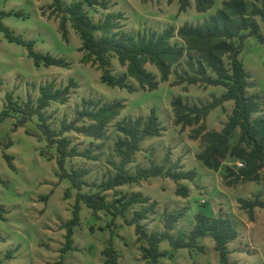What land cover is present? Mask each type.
Instances as JSON below:
<instances>
[{
    "label": "rangeland",
    "instance_id": "rangeland-1",
    "mask_svg": "<svg viewBox=\"0 0 264 264\" xmlns=\"http://www.w3.org/2000/svg\"><path fill=\"white\" fill-rule=\"evenodd\" d=\"M53 0H0L2 21L16 35L35 42L34 49L44 54L50 53L62 57L69 66L44 64L36 65L29 55L26 45L10 41L0 30V112L5 108L7 93H13L20 105L28 101L31 94L34 103L41 95V86L53 81L57 87L69 84L73 79L78 87L72 89L65 103L53 101L45 109L48 122L60 129L64 122H70L82 107L85 98L103 100V102L122 101L125 103L121 114L108 126V134L102 139L83 135L75 130L64 135L72 140L71 146L80 150L92 148L99 159H87L81 156L69 157L66 167L86 166L91 169L85 178L88 182L82 192H96L100 183L116 173L112 162H119L116 141L121 134L116 124L126 117L147 118L155 108L164 128L159 136H149L141 143V149L135 154L134 161L128 165L133 173L139 166L149 167L152 163H166L176 173L194 170L193 179L175 181L168 175L143 179L139 183L125 184L108 190L107 197L112 201L122 194L142 192L150 201L157 202V209L143 220L146 234L140 238L135 225L126 222L125 217L114 216L106 210L94 212L81 202L80 222L73 226V247L63 251L68 232V222L73 218L78 189L68 178L61 179L57 162L56 145L40 130L37 114L20 124V112H13L0 123V264H104V249L110 244L119 255V264H153L144 258V247L148 246V237L155 232H163L167 212H176L186 207L187 211L175 223L171 232L188 238L196 224L195 215L199 211L209 216L223 213L238 231L236 239L228 243L229 260L237 264H264V207L254 208V217L250 218L242 200L259 198L264 201V167L259 181H241L229 186L224 175L227 167H238L239 161L231 156L222 160L219 168L207 166L197 154L204 149L202 140L195 139L193 129L198 125L183 126L175 122L172 100L182 96L190 104H205L215 96H221L227 90L221 85L174 84L176 74L188 69V52L195 58L198 53L186 51L184 58L173 66L169 80L162 81L156 65L147 68L159 81L154 90L138 87V82L128 77V82L137 86L135 91L112 86L102 81V71L96 65L82 61L84 52L80 51L82 39L68 23V37L64 38L60 30V19L52 14L50 4ZM224 0H215L212 8L198 11L196 0H190L186 10H181L180 0H111L108 9L101 6L87 10L95 21L105 18L108 12H123L120 23L122 29L136 34L138 31H164L174 27L177 30L185 23L197 24L204 21L222 7ZM71 3L70 0H66ZM22 12L18 15L17 12ZM260 33L264 34V21L258 16ZM98 35H100L98 33ZM173 43L185 44L177 34ZM240 58L250 73L252 85L250 93H258L261 108L253 114V120L264 130V43L255 36H248L242 47ZM225 63L229 66L227 56ZM112 71L124 75L126 67L118 57H112ZM208 74L216 76L211 69ZM234 100H226L213 109L205 122L208 130H219L228 121ZM84 119L79 125L91 124ZM240 135L238 129L231 138L236 144ZM8 156H13L12 163ZM178 165H174V164ZM179 186H187L189 196L177 194ZM142 204L134 205L127 212L131 218ZM164 252L160 257L163 264H223L220 252L213 237H200L194 247L174 249L168 239L159 243Z\"/></svg>",
    "mask_w": 264,
    "mask_h": 264
},
{
    "label": "trees",
    "instance_id": "trees-1",
    "mask_svg": "<svg viewBox=\"0 0 264 264\" xmlns=\"http://www.w3.org/2000/svg\"><path fill=\"white\" fill-rule=\"evenodd\" d=\"M53 0L50 4L52 14L60 19V30L63 37H68V23L76 30L82 39L80 51L84 52L82 61L96 65L102 71L103 82L127 88L129 91L138 89L154 90L159 86L156 76L148 70L147 65H156L160 72L162 81L169 80L173 66L179 63L185 56L186 51L198 53V57L188 52V69L176 74L174 84H205L221 85L227 88L221 96H215L213 100L205 104H190L182 96H176L172 100L175 122L187 125H198L193 129L192 136L201 139L204 149L197 157L211 168H219L222 160L228 156L242 162V166L235 168L227 167L224 175L225 183L229 186L241 181H259L261 169L264 167V130L253 120V114L261 108V98L258 93H250L248 88L252 85L249 80L250 73L246 70L240 58L242 47L248 36H255L264 43V34L260 33L257 17L264 21V0H224L222 7L204 21L191 24L185 23L177 30L174 27L166 28L164 31H138L136 34L122 29L120 23L124 18L123 12H108L104 19L95 21L87 10V6H101L108 9L111 0ZM173 1V0H170ZM181 10H186L190 0H180ZM215 0H196L198 11H206L212 8ZM18 15L22 12L18 11ZM0 30H3L10 41L26 45L29 55L34 59L36 65L46 66L61 65L69 66V62L62 57H56L50 53L38 52L34 49L33 40H25L16 35L2 21L0 14ZM98 33L100 35H98ZM178 35L185 44L173 43L171 40ZM118 57L120 63L126 67L124 75H116L112 71V57ZM227 56L229 66L226 65L224 57ZM211 69L216 76L208 74ZM138 82V87L128 82V77ZM0 77V85L2 84ZM78 87V83L71 79L69 84L57 87L53 81L41 86V95L34 103L31 94L24 105L18 104L13 93H7L5 108L0 112V123L12 115V111L20 112L19 123L23 124L33 115L39 116L38 126L50 145H56L58 151L59 176L61 179L68 178L73 186L78 189L73 218L68 222V232L63 251L73 247V226L80 222L81 202L87 204L94 212L106 210L116 216H123L130 225H135L136 233L140 238L146 234L145 224L142 222L149 218L151 213L157 209V202L150 201L148 196L142 192L122 194L112 201L108 200L107 191L125 184L139 183L150 177L168 175L175 181L180 179H193L196 175L194 170L186 173H176L170 167L166 170V163H152L149 167L139 166L131 173L128 165L134 161L135 154L141 149V143L149 136H159L164 130L155 108L147 118L126 117L116 124L121 134L116 141V150L120 157L119 162H112L116 173L100 183V189L96 192H82L88 184L86 176L91 169L86 166L73 168L69 171L66 162L69 157L81 156L87 159H99L98 154L92 148L80 150L77 146H71L72 140L65 136L67 131L75 130L83 135L102 139L108 134V126L116 119L125 107L122 101L103 102L100 99L85 98L82 107L77 109L76 117L70 122H64L60 129L54 128L48 122L45 109L53 101L65 103L69 100L72 89ZM226 100H234L235 106L228 121L219 130H208L206 118L210 112L223 104ZM84 119L91 120V124L79 125ZM240 130L236 144L232 145L230 140ZM12 163L13 156H8ZM178 165L177 163L174 164ZM177 167V166H176ZM190 190L187 186H179L177 194L188 197ZM142 204L136 209L131 218L127 212L134 205ZM264 207V201L259 198L253 200H242V207L247 209L250 218L254 217L255 207ZM0 206V210H1ZM187 211L186 207L176 212H167L165 216V228L163 232L151 234L144 247V258L153 264H163L160 257L164 255L159 249V243L168 239L174 249L182 247H194L200 237L211 236L216 242V248L220 252L223 264H237L229 260L230 250L228 243L238 236V231L231 220L220 213L217 216H209L203 211L195 215L196 224L191 230L188 238L179 234L175 236L171 230L175 223ZM104 264H119V255L113 245L104 249Z\"/></svg>",
    "mask_w": 264,
    "mask_h": 264
},
{
    "label": "built area",
    "instance_id": "built-area-1",
    "mask_svg": "<svg viewBox=\"0 0 264 264\" xmlns=\"http://www.w3.org/2000/svg\"><path fill=\"white\" fill-rule=\"evenodd\" d=\"M239 165L242 166L243 165L242 162H239Z\"/></svg>",
    "mask_w": 264,
    "mask_h": 264
}]
</instances>
